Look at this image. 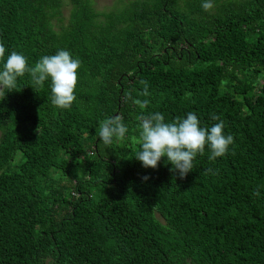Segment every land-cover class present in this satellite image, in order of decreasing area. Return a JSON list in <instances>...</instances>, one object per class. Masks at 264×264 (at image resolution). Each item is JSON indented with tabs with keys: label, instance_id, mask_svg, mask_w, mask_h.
I'll use <instances>...</instances> for the list:
<instances>
[{
	"label": "trees",
	"instance_id": "1",
	"mask_svg": "<svg viewBox=\"0 0 264 264\" xmlns=\"http://www.w3.org/2000/svg\"><path fill=\"white\" fill-rule=\"evenodd\" d=\"M117 1L0 0L5 59L81 61L69 109L28 74L0 100V264H264V0ZM155 112L215 114L234 143L184 178L144 168L137 117ZM115 115L128 132L105 146Z\"/></svg>",
	"mask_w": 264,
	"mask_h": 264
},
{
	"label": "clouds",
	"instance_id": "2",
	"mask_svg": "<svg viewBox=\"0 0 264 264\" xmlns=\"http://www.w3.org/2000/svg\"><path fill=\"white\" fill-rule=\"evenodd\" d=\"M205 12H210L213 0H203L201 4ZM6 48L0 43V100L7 92L16 87L17 78L28 74L34 86L42 87L45 81H50L51 103L58 109H69L77 97L76 85L79 79L81 61L73 58L64 49L54 55H43L33 66H29L27 57L17 51H12L5 59ZM144 86L141 95L148 96L147 81L141 80ZM7 90V91H6ZM126 99H131L126 94ZM141 107H146L148 100L135 101ZM139 121L140 150L135 158L144 168H157L161 158L166 157L172 165L171 171L184 178L193 169V160L197 155H203L205 148L210 150L209 160L223 157L234 143L231 134H225L224 122L215 114L212 119L218 121L211 127L201 126L198 116L194 112L186 116L177 117L171 122H165L163 114L155 112L137 117ZM128 132L121 115L105 118L99 128L98 138L105 145H111L114 140H123ZM142 179L147 180L145 176Z\"/></svg>",
	"mask_w": 264,
	"mask_h": 264
},
{
	"label": "rangeland",
	"instance_id": "3",
	"mask_svg": "<svg viewBox=\"0 0 264 264\" xmlns=\"http://www.w3.org/2000/svg\"><path fill=\"white\" fill-rule=\"evenodd\" d=\"M117 0H90V3L92 5V8L95 11H102L110 9L115 4L117 5Z\"/></svg>",
	"mask_w": 264,
	"mask_h": 264
}]
</instances>
